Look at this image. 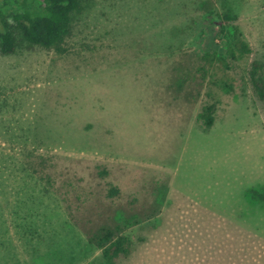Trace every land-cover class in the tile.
I'll return each instance as SVG.
<instances>
[{
    "label": "rangeland",
    "instance_id": "rangeland-1",
    "mask_svg": "<svg viewBox=\"0 0 264 264\" xmlns=\"http://www.w3.org/2000/svg\"><path fill=\"white\" fill-rule=\"evenodd\" d=\"M82 6L58 49L0 53V264H103L106 225L117 264H264V0Z\"/></svg>",
    "mask_w": 264,
    "mask_h": 264
},
{
    "label": "trees",
    "instance_id": "trees-1",
    "mask_svg": "<svg viewBox=\"0 0 264 264\" xmlns=\"http://www.w3.org/2000/svg\"><path fill=\"white\" fill-rule=\"evenodd\" d=\"M83 11L82 0H0V53L13 54L15 39L13 29H16L24 42L44 49L56 48L63 43L71 33L74 17ZM226 21L234 20L225 15ZM13 23V26L9 24ZM229 35L236 38V31L230 28ZM241 56L249 54L250 50L244 42H239L237 48ZM234 58V57H232ZM250 82L260 101H264V71L263 66L255 62L251 64ZM225 92L232 90L231 85L222 84ZM214 106H205L198 114L204 128H209L213 122ZM249 189L245 197L254 203L264 202V191ZM118 195L114 188L109 196ZM145 218V217H144ZM147 219V218H145ZM124 228L136 224L134 215L124 219ZM88 242L100 251L103 264H117L119 260L130 254L131 241L121 234L117 226H100L90 235Z\"/></svg>",
    "mask_w": 264,
    "mask_h": 264
}]
</instances>
